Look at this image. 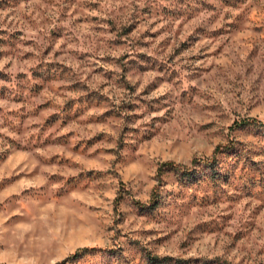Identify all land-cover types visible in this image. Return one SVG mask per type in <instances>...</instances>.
Returning <instances> with one entry per match:
<instances>
[{"label":"rangeland","instance_id":"1","mask_svg":"<svg viewBox=\"0 0 264 264\" xmlns=\"http://www.w3.org/2000/svg\"><path fill=\"white\" fill-rule=\"evenodd\" d=\"M253 118L264 0H0V264H264Z\"/></svg>","mask_w":264,"mask_h":264},{"label":"trees","instance_id":"2","mask_svg":"<svg viewBox=\"0 0 264 264\" xmlns=\"http://www.w3.org/2000/svg\"><path fill=\"white\" fill-rule=\"evenodd\" d=\"M257 123H260V124L264 125V122L261 123L259 120L253 118V119H247V120L240 121L238 126H246V125H249V124H257ZM225 148H228V146L225 147ZM218 150L219 149H216L214 151V154H213V156L211 158H207V159H203V160L193 159L192 162H191L192 166L196 165V164H203L204 166L211 168L213 171L214 170L217 171L218 168H217L216 164H218V160L216 159V157H215L216 155L215 154L218 152ZM163 169H170V170L179 172V173H181L182 176H185V177L190 176L193 173V168H191L190 166L179 164V163H175V162H172V161L163 163L160 166L159 170L162 171ZM135 203L138 206H140L141 208H143V207H152V206H154L156 204V200H155L154 197H152L151 201L149 203H147V204L141 203L139 201H135ZM86 250H87V248H82V249L77 250L71 256H69V257L65 258L64 260H62L59 264L64 263L67 260H70L72 258L78 257L79 255H81V253H84ZM148 259L153 264H161L163 261L167 262V260H171L169 257L160 258V257H157V256H149V255H148Z\"/></svg>","mask_w":264,"mask_h":264}]
</instances>
